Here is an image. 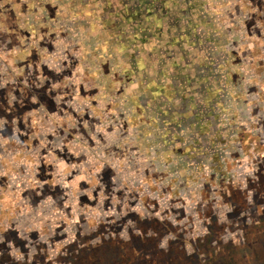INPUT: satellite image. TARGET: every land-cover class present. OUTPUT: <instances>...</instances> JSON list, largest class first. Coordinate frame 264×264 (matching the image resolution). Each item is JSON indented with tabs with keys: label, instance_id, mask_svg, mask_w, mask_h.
Listing matches in <instances>:
<instances>
[{
	"label": "rangeland",
	"instance_id": "374dc122",
	"mask_svg": "<svg viewBox=\"0 0 264 264\" xmlns=\"http://www.w3.org/2000/svg\"><path fill=\"white\" fill-rule=\"evenodd\" d=\"M0 264H264V0H0Z\"/></svg>",
	"mask_w": 264,
	"mask_h": 264
},
{
	"label": "crops",
	"instance_id": "0c3cea01",
	"mask_svg": "<svg viewBox=\"0 0 264 264\" xmlns=\"http://www.w3.org/2000/svg\"><path fill=\"white\" fill-rule=\"evenodd\" d=\"M179 50H181V46H180V48H176L174 45H170L169 46V48H168V51L166 52V61H164L165 63H167V64H169V63H171V62H173V63H176V66H178L179 64H181V61L179 62V61H177V52L179 51ZM162 52H164V51H162ZM179 54V53H178ZM158 59V58H157ZM140 61H144L143 60V58H142V60H140ZM146 61V60H145ZM191 61V60H190ZM189 60H188V62H190ZM153 62H155V60L153 61ZM153 65H155V64H153ZM200 65V64H199ZM198 66V65H197ZM190 70H187L186 71V73H183L182 75H185V74H187L188 72H189ZM197 72V71H196ZM187 76V75H186ZM189 76V75H188Z\"/></svg>",
	"mask_w": 264,
	"mask_h": 264
}]
</instances>
